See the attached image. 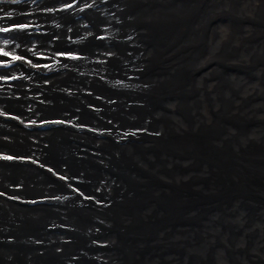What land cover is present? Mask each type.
Returning a JSON list of instances; mask_svg holds the SVG:
<instances>
[{
	"label": "bare ground",
	"instance_id": "6f19581e",
	"mask_svg": "<svg viewBox=\"0 0 264 264\" xmlns=\"http://www.w3.org/2000/svg\"><path fill=\"white\" fill-rule=\"evenodd\" d=\"M18 23L29 27L0 31V48L41 67L0 58L10 65L0 68L8 73L0 77L1 259L16 195L53 191L60 202L62 190L81 199L27 212L44 231L64 219L88 232L74 264H264V0H0V29ZM162 148L165 163L154 164L148 153ZM151 164L166 172L163 189L181 196L179 214L156 237L132 231L138 222L155 230L148 206L131 212L135 170L148 174ZM37 165L59 180H45ZM81 173L90 181L82 186L114 200V220L93 210ZM232 183L239 200L224 199L214 214L212 199ZM88 215L103 223L86 225ZM189 215L222 222L180 237ZM128 233L130 246L112 250ZM45 235L54 250L68 238ZM97 253L103 259L86 258ZM9 264L40 263L30 255Z\"/></svg>",
	"mask_w": 264,
	"mask_h": 264
},
{
	"label": "water",
	"instance_id": "95a60500",
	"mask_svg": "<svg viewBox=\"0 0 264 264\" xmlns=\"http://www.w3.org/2000/svg\"><path fill=\"white\" fill-rule=\"evenodd\" d=\"M121 141H126V139H117L114 142V145H119ZM154 142V141H153ZM155 143V142H154ZM156 144V143H155ZM157 151V152H155ZM165 149L162 148V151L160 150H154L153 152L148 153L150 156L153 157V163L158 164L159 161H164L161 157L158 156H164L167 152H164ZM194 158V156L188 152ZM158 155V156H157ZM139 156V155H138ZM155 161V162H154ZM83 166L87 169H89L91 166L88 163L83 162ZM152 163V164H153ZM150 167V171L148 174L144 173L142 169L137 168L135 170L136 176H138V179H134L133 186H134V192L136 194L135 198L133 200H137L136 207L131 212H134L138 215L140 211L143 210L145 206H148L151 210V212L156 215V218L154 220L155 223V230L151 229L147 232L148 228L147 226H143L142 223L138 222L135 224L134 229L132 230L133 233L146 236V237H156L158 229H160L163 226H166L167 224L172 223L175 218V215L177 217V214H179L180 207H179V201L181 196L180 193L171 190H164L165 183L162 181L161 178L166 176V172L164 168L162 171L159 170V166L152 165ZM71 168L76 170L75 167H73L70 164ZM120 166L124 168L126 171H129L131 169V166L128 165L127 159L122 158L120 162ZM165 166V164H164ZM196 170V167H192L191 172H194ZM90 173L94 178L99 176L100 172L98 169L90 170ZM83 178L81 182L78 181V187L81 191H87L88 194V201H91V205L94 208L93 210L97 213L102 214L104 217L112 218L111 220L115 219V213L112 211V205L114 204V200L111 197L106 196V194L102 193L101 197L98 195L99 190L94 188H89L88 186H82V184H89V180L85 179V176L83 173H81ZM137 178V177H136ZM109 179V178H108ZM221 182H224L222 179H220L219 185ZM215 185H218V183H214ZM218 185V187H220ZM33 195H41L40 191L32 192ZM237 194L234 191V185L233 183L230 185L228 190L226 192H222L221 194H217V197L213 198L212 200L215 201V211L214 214H218L221 210V205L226 198L233 197L234 201H237L239 198ZM231 195V196H230ZM45 197H49L46 196ZM237 199V200H236ZM132 200V201H133ZM144 200V201H143ZM143 202V203H141ZM57 212V210H55ZM168 216V218H167ZM157 218H159L157 220ZM86 219H88V222L86 225L90 224L91 222H99L103 223L102 220H97L92 215L86 216ZM166 219L172 220V221H166ZM54 223H51V225L47 226L45 228V231L40 229V224L37 223L33 228H28L25 232V244L32 243L31 249L32 251L39 246L42 250V254L36 256L37 261L40 264H66V263H72L75 262V260L80 259V254H78L77 249H80L86 245L87 239H88V232H86L81 226L78 224H73L71 222H66V220L62 219L59 222H56V220H53ZM56 222V223H55ZM189 222V225L186 226L184 223ZM222 220L215 216V219L213 221H210L208 216H200V217H194L192 215H189L186 220H182L181 223L184 225V229H182L179 233L180 237L188 230L198 231L199 229L205 227V226H216L217 228L220 226ZM54 224V225H53ZM83 225L82 223H80ZM50 230H61V232L65 231L68 234V238L65 239L63 242L64 244L61 249L54 250L51 248L52 245H54V241L47 237L45 235V232ZM95 233H99L100 230L98 228L95 229ZM102 234H107V231H101ZM147 232V233H146ZM98 239H104L103 237H98L96 240L93 241V244L95 245V242ZM120 240H117L112 243V250L119 251L124 245L125 241L121 238ZM130 246V243L128 247ZM158 248V247H157ZM70 250L74 251L76 256H69ZM31 251V252H32ZM157 252V251H153ZM191 256H194L191 253ZM87 259H93L95 261L102 259V254L97 253L96 255H87ZM66 262V263H65ZM74 264V263H72Z\"/></svg>",
	"mask_w": 264,
	"mask_h": 264
},
{
	"label": "snow or ice",
	"instance_id": "6c2138e0",
	"mask_svg": "<svg viewBox=\"0 0 264 264\" xmlns=\"http://www.w3.org/2000/svg\"><path fill=\"white\" fill-rule=\"evenodd\" d=\"M10 2L13 4H19V3H21V0H10ZM69 7H70V5H69ZM27 27H29L28 24L18 23L14 26V29L3 28V29H0V31L11 32V31H14L15 29L23 30ZM0 58H9L11 61H24L25 63L32 64L31 60H24V57L22 55H15L12 52L5 51L4 48H0ZM70 58L78 59L79 57H70ZM9 67H10V65L8 63H6L2 59H0V68L7 69ZM32 67L40 68L41 65L40 64H32ZM43 67L50 68L51 66L44 64ZM0 77H8V73L7 72L0 73ZM10 78L16 79L15 77H10ZM7 159H11V157H8Z\"/></svg>",
	"mask_w": 264,
	"mask_h": 264
}]
</instances>
